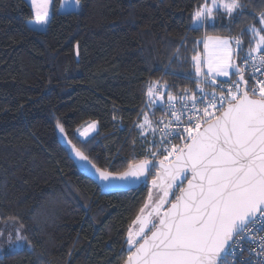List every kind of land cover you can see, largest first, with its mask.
Instances as JSON below:
<instances>
[{"label":"trees","instance_id":"1","mask_svg":"<svg viewBox=\"0 0 264 264\" xmlns=\"http://www.w3.org/2000/svg\"><path fill=\"white\" fill-rule=\"evenodd\" d=\"M204 2L80 0L78 10L55 14L45 30L33 31L25 0H0V229H21L32 246L0 253V264L124 261L127 232L153 175L136 188L101 192L65 141L102 170L150 159L153 135L142 138L136 127L147 82L173 95L194 88L191 57L201 53L205 34L240 37L245 52L254 47L251 34L241 33L259 26L264 0H242L235 19L218 11L214 26L197 27L192 17ZM57 6L54 0L52 11ZM91 121L96 131L80 139L78 128Z\"/></svg>","mask_w":264,"mask_h":264},{"label":"snow or ice","instance_id":"2","mask_svg":"<svg viewBox=\"0 0 264 264\" xmlns=\"http://www.w3.org/2000/svg\"><path fill=\"white\" fill-rule=\"evenodd\" d=\"M53 3L54 0H30L34 19L28 22L36 26L33 31L46 29L52 16L60 14L59 9L50 11ZM74 3L82 7L80 0ZM219 9H223L221 15L235 19L244 11V5L242 0H205L192 19L197 27L205 23L214 26V13ZM259 24V28L250 25L242 29L241 35L250 33L255 40V46L246 52L240 37H206L202 41L204 55L197 52L191 57L198 94H189L187 89L179 96L168 93L167 122L161 119L154 126L148 114H143L136 127L142 138L150 132L152 143L158 145L157 151L148 150L150 159L133 160L124 171L102 170L67 141L70 151L102 190L134 187L142 180L147 182L155 170L148 198L133 221L138 227L127 232L129 247L123 264H236L234 258L242 242L258 243L264 252V237L259 241L253 238L256 226H264V79L256 76H264V12L259 14ZM233 40L236 48L232 47ZM234 57L241 59L242 65ZM245 66L255 80L250 89ZM230 70L238 80L217 83V77H229ZM206 86L213 90L207 91ZM147 96L149 106L157 102L163 106L165 102V93L155 85L149 87ZM56 126L64 132L59 122ZM95 129L96 122H92L80 135L89 137ZM172 139L183 143L173 144ZM160 152L166 155L157 160ZM184 180L187 186L181 187ZM152 189L162 193L156 200ZM170 193L175 199L165 207ZM13 231L15 239L7 225L0 229V240L13 249L32 247L21 229ZM239 264H251V260H241ZM257 264H264V258Z\"/></svg>","mask_w":264,"mask_h":264},{"label":"built area","instance_id":"3","mask_svg":"<svg viewBox=\"0 0 264 264\" xmlns=\"http://www.w3.org/2000/svg\"><path fill=\"white\" fill-rule=\"evenodd\" d=\"M243 63V62H241ZM250 71V69L245 66V73L247 74V77H245V79L248 81V88L250 89L254 84H255V80L252 79V77L250 75H248V72ZM261 72L264 73V69H261ZM256 76L258 79H264V76L261 75V73H256ZM221 81H236V79H229V80H220L217 79V83L221 82ZM228 85L225 84L224 87L226 88ZM185 90V89H184ZM184 90L177 92L176 96H179L180 94H182L184 92ZM189 94L193 93V92H197V88L196 85L194 88L192 89H187ZM206 90L207 91H212L213 89L211 87H207L206 86ZM217 92L220 91L219 88L215 89ZM198 94V92H197ZM177 108L179 107V103H177ZM202 107V105L200 106ZM167 108V104L161 108L160 112L157 113L153 119V125L155 126L157 121H160L161 119H163L165 122H167L168 119H170V116L168 115V113L165 111V109ZM162 126V125H161ZM156 138L157 141L160 139V134L157 132L156 134ZM171 143L173 144H182L183 141L180 139H172ZM158 149V145H156V148L154 151H157ZM159 154L161 155H166V153L160 152ZM257 231H255L253 233V238L256 241H259L261 237H264V226L261 225H257ZM248 249H251V253L249 252ZM238 254L237 256L234 258L236 261V264H239V262L241 260H251V264H257V260L264 258V252H261L259 244L258 243H246V242H242L241 244V248L237 250ZM257 254H259V256H257ZM229 259H233L232 256L229 257Z\"/></svg>","mask_w":264,"mask_h":264},{"label":"rangeland","instance_id":"4","mask_svg":"<svg viewBox=\"0 0 264 264\" xmlns=\"http://www.w3.org/2000/svg\"><path fill=\"white\" fill-rule=\"evenodd\" d=\"M25 1H26V2L29 4V6H30V0H25ZM209 3H211V0H209ZM62 5H63V7H62ZM79 8H80V7L77 6V5L74 3V0H68V3H67V4H64V3H63V0H58V6H57V9H59L60 12H66V11H71V10H78ZM31 10H32V9H31ZM50 11H52V4L50 5ZM219 11L223 13V9H219ZM215 14H216V13H214V15H215ZM33 19H34V12H33V10H32V17H31L30 19L27 20V24H28L30 27L35 28L36 26H35L33 23H29V22H28V21L33 20ZM193 25H196V23H195L194 21H193ZM259 27H261L260 24H259V26H258L257 28H259ZM38 30H45V29L40 28V29H38ZM209 36H211V37H221V38H231V37L223 36V35L205 34V35L203 36V39H202V40H204L206 37H209ZM254 46H255V44H254ZM232 47L235 48V42H234V40L232 41ZM200 54H201V55H204V46H203V48H202ZM193 71H194V65H193ZM231 75H232V72H231V70H230V76H229V77H217V79H220V80H229V79H232V78H231ZM153 85H155L157 88L160 89V91H162V92L165 93V97H164V101H165V102L163 103V106H161V103H159V102H157L155 105H152V106H149V105H148L147 91H148L149 87H151V86H153ZM167 94H168V93H166V87H165L164 84H161V83H159V82L156 81V80H151V81L147 82V89H146V93H145L144 113H147V114H148V118H149V120H151L152 122H153V119H154V117L152 116V113H153L154 108H155V107L163 108V107L167 104V103H166V100H167ZM144 113H143V114H144ZM142 119H143V116H142ZM90 123H91V122L85 123V124L81 125V127L78 128V130H77V136H78L80 139H85V138H87V137H82V136L80 135V132L83 131L84 128H85L88 124H90ZM94 132H95V131L91 132V133L89 134V136H91ZM152 195H153V200H155L157 195L155 194V192H154L153 189H152ZM134 226H135V224L132 225V228H134ZM12 228H13V227H11L10 224H8V227H7L8 230H7V231H8V232H13V239H15V233H14V231H11ZM16 229H17V228H16ZM135 229H136V227H135ZM12 250H13V248H10L6 242H4V243H0V253H2V252H4V251H12Z\"/></svg>","mask_w":264,"mask_h":264},{"label":"water","instance_id":"5","mask_svg":"<svg viewBox=\"0 0 264 264\" xmlns=\"http://www.w3.org/2000/svg\"><path fill=\"white\" fill-rule=\"evenodd\" d=\"M234 59H235V61H237V57H234ZM237 63V62H236ZM236 80H238V76H236ZM241 84H242V86H243V82H241ZM247 87H248V85H247ZM65 143L69 146V148H70V145L67 143V141H65ZM73 145V144H72ZM71 157L73 158V160H74V162L79 166V168H80V170L84 173V174H86L89 178L91 177V172L90 171H88V169H86L85 167H83L81 164H80V162H79V160H78V158H76L75 157V155H74V153L71 151ZM157 160H159V159H157ZM92 163V162H91ZM93 164V163H92ZM97 167V166H96ZM154 172H155V170H153V175H154ZM92 180H94V177L93 178H91ZM144 183H146L145 181H141L138 185H136V186H134V187H131V188H119V189H116V190H102L101 189V192H107V191H120V190H128V189H132V188H136V187H138V186H140V185H142V184H144ZM149 185L151 186V181L149 182ZM187 186V180H184V182H183V184L181 185V187H186ZM152 187V186H151ZM154 190V192H155V194L157 195L156 196V199H158V195H161L162 193H158L157 192V190L156 189H153ZM177 195L179 194V189H178V191H177V193H176ZM171 193H170V195H169V202L165 205V207H168V206H170V202H172V201H174V199H175V196H174V198L172 199V197H171ZM155 199V200H156ZM138 227V225H136V228ZM133 230H135V228H132ZM150 234V233H149ZM134 250V249H133ZM126 259V258H125ZM124 259V260H125ZM124 262V261H123ZM123 262L121 263V264H123Z\"/></svg>","mask_w":264,"mask_h":264},{"label":"crops","instance_id":"6","mask_svg":"<svg viewBox=\"0 0 264 264\" xmlns=\"http://www.w3.org/2000/svg\"><path fill=\"white\" fill-rule=\"evenodd\" d=\"M208 2H209V0H208ZM202 48H203V43H202ZM92 122H95V121H91V123ZM96 129H97V123H96ZM96 129L94 130V131H96ZM136 227V224H135V226H134V228Z\"/></svg>","mask_w":264,"mask_h":264}]
</instances>
